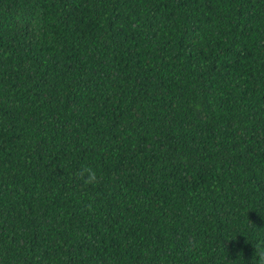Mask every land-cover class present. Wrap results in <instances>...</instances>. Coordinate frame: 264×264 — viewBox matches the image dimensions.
<instances>
[{
    "label": "trees",
    "instance_id": "16d2710c",
    "mask_svg": "<svg viewBox=\"0 0 264 264\" xmlns=\"http://www.w3.org/2000/svg\"><path fill=\"white\" fill-rule=\"evenodd\" d=\"M257 244L264 0H0V264H251Z\"/></svg>",
    "mask_w": 264,
    "mask_h": 264
},
{
    "label": "clouds",
    "instance_id": "9594fccd",
    "mask_svg": "<svg viewBox=\"0 0 264 264\" xmlns=\"http://www.w3.org/2000/svg\"><path fill=\"white\" fill-rule=\"evenodd\" d=\"M77 178L81 180L84 185H95L99 181L97 171L88 166L81 167L77 173ZM250 225L255 227L251 223ZM254 249L255 251L251 264H264V244H257Z\"/></svg>",
    "mask_w": 264,
    "mask_h": 264
}]
</instances>
